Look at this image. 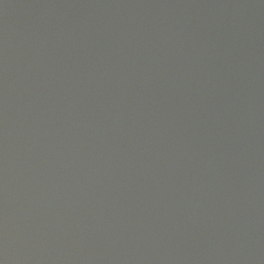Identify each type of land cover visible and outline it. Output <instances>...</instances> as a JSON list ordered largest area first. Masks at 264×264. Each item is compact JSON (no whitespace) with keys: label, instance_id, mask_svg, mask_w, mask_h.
Returning <instances> with one entry per match:
<instances>
[{"label":"water","instance_id":"1","mask_svg":"<svg viewBox=\"0 0 264 264\" xmlns=\"http://www.w3.org/2000/svg\"><path fill=\"white\" fill-rule=\"evenodd\" d=\"M0 264H264V0H0Z\"/></svg>","mask_w":264,"mask_h":264}]
</instances>
